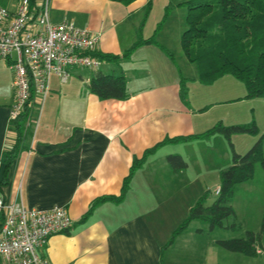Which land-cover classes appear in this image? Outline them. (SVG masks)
<instances>
[{
	"label": "crops",
	"instance_id": "1",
	"mask_svg": "<svg viewBox=\"0 0 264 264\" xmlns=\"http://www.w3.org/2000/svg\"><path fill=\"white\" fill-rule=\"evenodd\" d=\"M187 1L168 5L174 6L172 12L176 13L185 7L179 4ZM41 2L36 0V4ZM147 2L135 0L123 5L111 0H49L52 24L67 21L90 30L99 36L96 53L115 55L119 60L100 61L97 68L73 69L65 83L51 77L48 96L32 109L33 137L23 143L9 167L0 196L6 201L20 199L28 209L60 206L66 210L72 220L70 230L52 236L38 250L51 264H264L259 258L226 251L218 244L225 239H220L215 229L203 227L188 226L163 249L186 217L182 220L179 210L160 212L158 204L176 203L184 185L171 177L189 168L184 147L203 140L159 148L135 173L122 202H105L80 223L95 199L120 194L133 159L140 158L146 149L166 138L200 134L218 122L224 123V113L219 109L233 103L253 110L255 100L245 99L240 82L226 75L204 84L197 65L193 68L185 54L181 57L187 9L176 14L178 22L164 23L155 34L157 23L147 30L153 0L145 18ZM153 34L154 43L124 57L140 36L148 39ZM85 69L90 71H82ZM98 74L124 76L130 97L124 101L100 100L91 94L89 82ZM182 78L186 80L183 87ZM13 102V72L0 60V182L4 155L15 143L9 119ZM171 154L186 161L185 170L171 172L166 161ZM157 170L167 178H156ZM167 220L176 221L165 239L168 231L163 221ZM263 237L257 247L261 253L256 256L264 257ZM230 238L236 239V235Z\"/></svg>",
	"mask_w": 264,
	"mask_h": 264
},
{
	"label": "trees",
	"instance_id": "2",
	"mask_svg": "<svg viewBox=\"0 0 264 264\" xmlns=\"http://www.w3.org/2000/svg\"><path fill=\"white\" fill-rule=\"evenodd\" d=\"M19 0H15V3ZM32 7L36 0H29ZM129 5L135 0H111ZM185 6L186 30L180 38L181 48L188 61L196 64L199 80L204 84H212L226 75L240 82L246 91L245 99L264 100V0H189L179 4ZM4 7V6H3ZM174 8L168 5L161 20L157 23L156 34L170 11ZM152 9V0H148L145 8V18ZM145 21V19H144ZM153 34L150 38L139 37L135 44L124 53L128 57L142 45L154 43ZM100 61L117 62L118 56L94 53ZM171 57V55L169 54ZM185 79H181L182 87ZM88 90L100 100H127V81L124 76L98 74L91 78ZM185 94V89L182 88ZM32 108L25 106L20 115L10 120V126L15 132V143L11 150L4 155V171L0 187L7 184V171L23 148V143L33 137L32 126L28 124ZM254 122L250 124L224 125L222 122L214 124L203 133L191 136L166 138L153 147L146 149L140 158H134L128 175L124 178L118 196H102L95 199L88 211L83 215L80 223H85L93 211L105 202L120 203L130 189L135 173L147 162L148 158L166 144L188 143L194 140H207L216 134L224 136L232 146V136L236 134H258ZM233 149V148H232ZM231 165L219 173V193L212 204L207 205V193H203L188 210L186 218L174 229L163 249L171 246L193 221H202L210 229L229 228L235 230V224L224 226V221L234 217L235 212L230 205L234 196L235 186L253 178L255 166H264V155L261 141H257L245 154L232 151ZM166 161L170 170L178 174L186 169V161L177 154L168 155ZM264 234V215L259 232L247 231L242 238L220 240L218 244L226 251L255 257L261 235Z\"/></svg>",
	"mask_w": 264,
	"mask_h": 264
},
{
	"label": "built area",
	"instance_id": "3",
	"mask_svg": "<svg viewBox=\"0 0 264 264\" xmlns=\"http://www.w3.org/2000/svg\"><path fill=\"white\" fill-rule=\"evenodd\" d=\"M98 40L97 34L72 22L52 24L49 0L34 7L29 0L17 1L12 9L0 6V60L13 72L9 119H16L25 106L41 105L49 94L52 76L65 83L73 69L97 68L100 60L93 54ZM31 119L32 113L29 125ZM71 226L63 207L28 209L20 199L6 201L0 196V264H51L38 250ZM260 253L257 248L256 254Z\"/></svg>",
	"mask_w": 264,
	"mask_h": 264
},
{
	"label": "rangeland",
	"instance_id": "4",
	"mask_svg": "<svg viewBox=\"0 0 264 264\" xmlns=\"http://www.w3.org/2000/svg\"><path fill=\"white\" fill-rule=\"evenodd\" d=\"M38 1L39 0H37V2ZM177 1L187 0H153V9L150 15L149 27H147V30H150V28L152 29V27L160 21L164 14L165 7L169 3H177ZM14 3L15 0H0V6L8 7V9L13 8ZM183 10H186V8L182 7L181 10L176 11V13L171 10L164 23L167 22L169 24L170 22H178L177 17L175 16ZM185 30L186 24L183 32ZM180 54H182L181 57L184 58V53L181 52ZM177 61L180 62V60ZM190 66L196 68V65L193 63H190ZM82 71L87 72L90 70L85 69ZM76 73L78 72L76 71ZM254 100L255 103L251 106V108H253L251 111L250 107L247 105L233 103L231 107L219 109V113H224V125L250 124L251 122H254L259 131L258 134L233 135L231 139L233 149L224 136L220 134H216L214 137L212 136L211 141L204 139L197 145H191L192 143L186 145L183 153L186 155L189 168L181 174H178L176 177H171L177 178L181 181V184L184 185L181 188V193L179 194L180 197L177 198L176 203L168 202L158 204L160 212L165 211L170 213V211L174 212V210H179L182 214L181 219L183 220L186 217L189 208L205 192L207 193L205 203L207 205L212 204L217 197L216 190L219 187V173L231 165L233 150L235 153L243 155L247 153L257 141L260 140L264 155V100L260 98ZM152 166L158 169L157 164ZM157 171V175L155 176L156 178H167L161 170ZM230 204L233 206V210L235 209L236 214L234 217H229L225 220L224 226L235 224L236 228L235 230H231L229 228H215L214 232L219 235L220 239L230 240L232 238L227 239V237L232 234L236 235V238H242L247 232V229H250V231H260V224L264 214V166L257 164L255 166L253 178L250 181H246L235 186L234 196L230 200ZM164 207H168V209L165 210ZM162 220L163 219L159 218V221ZM156 221L159 222L158 220ZM175 221H163V224L167 226L168 231L167 235L163 236L165 239L169 237L170 227L174 225ZM189 227H203L208 231L210 229L209 225L202 221H193ZM168 228L170 229L168 230ZM253 258H259L264 261L263 256H255Z\"/></svg>",
	"mask_w": 264,
	"mask_h": 264
}]
</instances>
